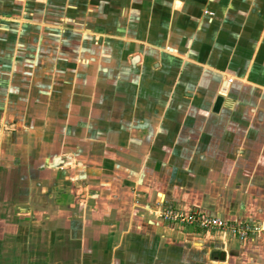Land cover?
Wrapping results in <instances>:
<instances>
[{
    "label": "crops",
    "instance_id": "1",
    "mask_svg": "<svg viewBox=\"0 0 264 264\" xmlns=\"http://www.w3.org/2000/svg\"><path fill=\"white\" fill-rule=\"evenodd\" d=\"M0 264H264V0H0Z\"/></svg>",
    "mask_w": 264,
    "mask_h": 264
},
{
    "label": "built area",
    "instance_id": "2",
    "mask_svg": "<svg viewBox=\"0 0 264 264\" xmlns=\"http://www.w3.org/2000/svg\"><path fill=\"white\" fill-rule=\"evenodd\" d=\"M160 218L172 225L181 227L194 226L203 232L227 234L241 242L257 234L261 228L247 223L226 221L218 217H209L195 211L165 208Z\"/></svg>",
    "mask_w": 264,
    "mask_h": 264
}]
</instances>
